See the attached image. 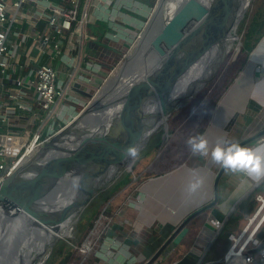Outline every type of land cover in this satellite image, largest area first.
I'll return each mask as SVG.
<instances>
[{
  "label": "water",
  "instance_id": "obj_1",
  "mask_svg": "<svg viewBox=\"0 0 264 264\" xmlns=\"http://www.w3.org/2000/svg\"><path fill=\"white\" fill-rule=\"evenodd\" d=\"M235 1H155L136 44L127 51L114 73L106 78L100 94L1 182L0 264H12L14 257L17 264L25 261L36 264V255L32 254L31 260L28 259L30 248L23 242L29 240L32 233L34 237L42 238L73 222L93 195L107 187L122 167L128 169L131 166L133 160L122 158L121 152L132 145L139 152L144 148L156 130V127L148 126L151 117L165 115L167 119L183 100L199 91L216 74L225 59L224 54L213 65L210 75L199 79L181 95L179 103L172 101L180 93V77L210 43V29L220 20L218 6L227 3L225 15L230 16ZM249 1H239V5L243 3L239 18L243 17ZM146 66L147 73L137 79V72ZM123 78L128 82L123 84L120 94L114 86ZM93 125L100 129L97 135L88 134ZM138 128L141 132L136 134ZM134 140L139 141L134 144ZM221 172L222 168L213 180L211 204L217 201L216 185ZM202 210L198 208L182 219L144 264H151L169 242L180 237L187 222ZM15 230L16 240L12 238ZM55 240L49 241L47 247Z\"/></svg>",
  "mask_w": 264,
  "mask_h": 264
},
{
  "label": "crops",
  "instance_id": "obj_2",
  "mask_svg": "<svg viewBox=\"0 0 264 264\" xmlns=\"http://www.w3.org/2000/svg\"><path fill=\"white\" fill-rule=\"evenodd\" d=\"M6 1L8 3V15H12L15 12L14 7L11 5L12 0ZM22 12H25L24 8H22ZM32 22L31 19L28 20L25 16L18 18L12 23L7 34V39L12 44L9 48L14 50L7 58V73L10 79L17 74L24 73L29 67H35L38 62L51 63L55 68L62 71L70 69L59 58L53 60L45 55L39 57L36 50H32L28 56L24 53L23 45L27 47L25 43L30 42L28 35L34 29L41 27L40 23L33 25ZM101 24L103 25V23ZM97 25L98 23L90 24L89 32L95 33L98 37ZM22 39L23 41L25 39V43L20 44ZM102 39V43L95 48L96 55L94 57L88 56L106 68L118 59L119 51L123 50V45L121 41H113L104 37V35ZM17 54H20L19 62L23 64L21 69L16 63ZM248 57L247 66L243 67L244 69L239 72L226 93L212 109V114L202 134L208 141L209 149L216 146L217 143L224 141L240 143L253 136L256 137L241 146L256 148L264 145V33ZM80 74L85 76L84 73ZM96 78L98 76H93V80ZM1 79L0 76V99L7 103L5 92L12 82L9 79L7 81H1ZM80 84H74L73 89L79 97H86L88 92H85L84 86L87 84L83 86ZM86 93L87 95H85ZM78 100L76 97V100L72 101L73 104L70 110L77 112L81 108ZM26 101L34 108V94L31 91H27ZM31 122L32 118L27 114L22 116L20 111H16L10 114L6 121L2 122L0 120V131H21L29 127ZM219 169L220 167L211 162L210 154L199 156L191 153L181 164L170 171L143 181L137 188L135 196L133 195L137 203L134 205L129 204V199L123 202L124 211L122 212L121 221H118L116 225H112L113 229L107 231V234L118 240L119 246H121L118 253L121 252L122 254L116 253L115 255H121L122 261L124 256L136 259V262L125 263L123 261L120 264H144L171 233L176 223L198 208H203L200 213L207 210V213H204V219H201L197 226L184 228L180 233V237L177 236L169 242L167 247L151 264H171V261H174L172 264H178L177 262L182 258V254H176L171 259L169 257L171 251L176 248L175 242L179 241L183 234L189 233L187 247L182 249L183 252L188 250L192 253L191 255L197 257L201 252L203 253L206 246H201L200 241L205 238L209 242L211 241L218 226L223 225H221V221L229 212L231 205L237 203L239 199L251 191L254 188L253 184L257 182L247 175L233 174L222 169L216 185L217 201L216 204H211L213 197L212 184ZM193 172L202 177L203 184L195 194L188 196L184 189ZM227 186L230 188L229 190ZM208 204L210 206L204 208ZM199 215L196 214L189 221H194L195 217ZM111 217L116 218L113 215ZM155 227L161 229L156 232ZM193 260L192 256H189L187 259L188 264H192Z\"/></svg>",
  "mask_w": 264,
  "mask_h": 264
},
{
  "label": "built area",
  "instance_id": "obj_3",
  "mask_svg": "<svg viewBox=\"0 0 264 264\" xmlns=\"http://www.w3.org/2000/svg\"><path fill=\"white\" fill-rule=\"evenodd\" d=\"M133 1L135 0L131 3ZM115 3L116 0H12L11 5L15 12L8 15L7 1L0 0V76L1 81L9 79L12 82L5 92L8 102L0 99V120L6 121L7 117L16 111H20L22 116L27 114L32 118L30 126L22 129H29V134L12 130L0 131V184L23 160L78 113L80 109L77 112L70 110L76 97L80 104L89 102V93L85 94L86 97H79L73 89L74 84H87L84 87L85 92H88L87 88H90L93 76H97L98 71H107L114 66L109 64L104 68L85 54L84 45L89 37V25L104 22L108 24L111 20L115 28L110 26L104 37L121 41V57L125 55V49L131 46L125 33H128L130 28L127 22L123 21L122 18L125 17L121 15L122 12L109 17L110 12L118 9ZM22 8L25 12H22ZM24 16L28 20L31 19L33 25L41 24L40 28L34 29L28 35L29 43H25V39L21 40L20 44L27 45H23L24 53L28 56L32 50H36L39 57L45 55L53 60L59 58L64 65H68L69 70L62 71L51 63L38 62L35 67H29L24 73L10 79L7 73V58L14 50L9 48L12 44L9 43L7 34L12 23ZM135 21L132 18L130 23L134 24ZM139 34L140 32L137 38ZM19 56L20 54H17L16 63L21 69L23 64L19 62ZM80 73H84L86 77ZM27 91L34 94V108L26 101ZM255 199L257 205L252 213L243 216L244 222L240 230L228 235L230 243L220 264H264V248L259 247L257 238L260 229L264 227V193H257ZM112 241L119 245L115 238ZM89 250L90 248L87 251ZM116 253L122 254L118 251ZM202 254L198 256L195 264H200ZM123 261L132 263L136 262V259L124 256Z\"/></svg>",
  "mask_w": 264,
  "mask_h": 264
},
{
  "label": "rangeland",
  "instance_id": "obj_4",
  "mask_svg": "<svg viewBox=\"0 0 264 264\" xmlns=\"http://www.w3.org/2000/svg\"><path fill=\"white\" fill-rule=\"evenodd\" d=\"M131 1L132 0H116V3L114 5L118 7V9L110 12L109 14V17H111L114 16V14L116 16L118 13L122 12L121 15L125 17L122 18L123 21L127 22V24L129 25L130 30H128V33H125L126 39L129 44H131V46L125 49V54L133 46V43L137 40V34L141 31L156 0H135L133 1V3H131ZM259 2L260 0H250L248 4L249 10L254 8V6L257 5ZM250 16L251 11L248 12L247 15H245V18L243 15V17L239 20L236 28L238 39L236 40V42H234L233 47L231 48L232 51H230L226 55L224 61L219 65L216 74L208 82H206V84L199 91L193 94L190 98L183 100L181 104L170 113L169 117L166 119V125H161L157 127L156 130L151 134L149 139L145 142L144 148L139 152V156L132 162V164L136 163V167L131 172V174L133 175V179H131L128 184L123 186L121 189L114 192L107 201H104L102 195L100 194L102 193L101 191L107 189V187L93 195L92 198L77 214L76 219L70 223L68 227L69 229L67 230L68 232L63 235L64 237L62 236L61 238L55 240L52 246L45 248V250L41 253L42 255L38 257V259H42L43 264H48L47 261L49 260L51 252L58 245H68L67 249L65 248L64 251H62V255L65 253L66 250H69V253H71L70 259L67 264L122 263L121 255H115L120 247L119 245L115 244L114 241H112L113 237L109 236V234H107V231L109 229H113L112 225H116L118 221H121L123 217L122 212L124 211V207H122L124 204L123 202H126V200L129 199V204L134 205L137 203L136 198H134L136 190L137 188H139V185L143 181L148 179L146 178L147 176L144 175L145 171L154 168L155 163L161 164L162 167L163 165L172 166V164L174 165V167H176L181 164L186 159V157H189L192 153L186 141L189 137H192L195 126H198L201 123L202 118L207 112V107L211 104V99L218 98L217 102L215 103L216 105L220 98L226 93L227 89L231 86L230 82L228 87L226 86L223 89L220 88L223 86V80L228 72V65L237 53L238 44H241V36L243 34V31L238 32V28L241 25L242 21L248 22ZM132 18L136 20L134 24L130 23V20ZM105 24L107 23L104 22L103 25ZM103 25L101 23H98V25L96 26L98 28L97 31L99 32L100 37H97L93 32H88L89 37L85 40L84 45V51L86 55L94 57L96 55L95 48L102 43V36L104 35V33H106L107 29L110 26H113L111 28H115V25L111 20H109L106 27L103 28ZM126 46H128V44H126ZM123 57L124 56L121 57L119 55L118 61L116 60L114 63H112L114 64L112 69L110 67L107 71H98V73H100L97 75L98 78L93 80V82L90 84V88H87V91L89 93V97L87 98V100L90 101L95 98L106 78L112 73H114L116 67H118V64L120 63ZM248 61L249 57L247 58L243 67L247 66ZM243 67L241 68V70L244 69ZM87 103V101L82 103L81 108L86 106ZM19 132L23 134H29V129H27L26 131L21 130ZM156 144H158V146L159 144L161 145L156 148L154 147ZM148 149L149 154L146 157L142 156V154ZM175 162L179 164L176 165ZM128 169H121L117 176L122 175ZM227 189L229 190L230 188L228 187ZM109 202L111 203L110 206H108ZM206 211L199 213L200 215L197 214L199 216L195 217L194 221H188L185 225V228H192L194 225L197 226V224L201 222V219H204V213H207ZM85 215L91 216V226H88L87 221L84 220L83 217ZM112 215L116 216V218H112ZM179 222H177L176 225ZM243 222V219L238 222L237 228L234 230L233 233H237L240 230ZM156 229L155 231L158 232L161 228L157 227ZM188 236L189 233L185 235L183 234L181 239L175 242V250L171 251V255L169 257L170 259L173 258V256L176 254H182L181 257L183 259H179L178 264H188L187 259L189 258V256H192V259H194L192 261V264H195L198 260V257L191 255L192 253L188 250H186L185 252H183L184 250H182L187 247L186 243L188 242ZM87 241L89 242V246H91L89 251H86L83 248L82 242ZM38 259H35L34 262H37ZM172 262L174 261H171L170 263L172 264ZM54 264L58 263L56 262Z\"/></svg>",
  "mask_w": 264,
  "mask_h": 264
},
{
  "label": "trees",
  "instance_id": "obj_5",
  "mask_svg": "<svg viewBox=\"0 0 264 264\" xmlns=\"http://www.w3.org/2000/svg\"><path fill=\"white\" fill-rule=\"evenodd\" d=\"M250 11H251V16L249 21L248 22L242 21L241 25L238 28V32L243 31V34L241 36V44L238 47L236 55L228 65V72L223 80L222 83L223 86L220 87L221 89H223L226 86L228 87L230 82L232 83V81L241 71V68L244 66L251 50L254 48L259 38L264 33V0H260V2L257 5H255L254 8H252L251 10H249L248 8L247 11L244 13V18L245 15H247L248 12ZM217 99L218 98L211 99L210 101L211 104L210 106L207 107V112L202 118L201 123L198 126H195L192 137H199L203 133L206 124L211 116V111L214 108L215 103L217 102ZM160 145L161 144H159V146ZM159 146L158 144H156L154 147L157 148ZM148 154H149V149L146 150L142 154V156L146 157ZM175 164L177 165L179 163L175 162ZM155 165L154 168L145 171L144 175L147 176L146 178L158 176L160 174H163L171 170L174 167L173 164H172L173 167L168 165H163L162 167L161 164H156V163ZM135 167H136V163L132 164L130 168L126 170L125 173H123L120 176L118 175L119 177L118 176L115 177L112 180V182L108 185L109 187L107 186V189L101 191L102 193L100 194L102 195L104 201H107L114 192L121 189L123 186L128 184V182L131 179H133V175L131 174V172L132 170H134ZM257 193H264V179L259 184H257L251 191H249L241 199L238 200V202L233 207L232 211L229 213V215L223 222V225L220 227L219 231L210 242L206 238L200 241L201 246L203 247L206 246V249L204 250L203 254L201 252L202 259L200 264L221 263V258L230 243L228 239V235L234 232V230L237 228L238 222H240L243 219V216L245 214H250L254 211L257 205V201L255 199V195ZM110 205L111 203L109 202L108 206ZM209 206L210 204L204 206V208H207ZM90 217L91 216H86V215L83 217L84 220L87 221L88 226L92 225V221L90 220ZM257 238L259 239V247L264 248V227L260 229L259 233L257 234ZM67 246L68 245H58L51 252L47 263L54 264L57 262L58 264H67V262L70 259L71 253H69V250H66L65 253L62 255V251H64L65 248L67 249Z\"/></svg>",
  "mask_w": 264,
  "mask_h": 264
},
{
  "label": "bare ground",
  "instance_id": "obj_6",
  "mask_svg": "<svg viewBox=\"0 0 264 264\" xmlns=\"http://www.w3.org/2000/svg\"><path fill=\"white\" fill-rule=\"evenodd\" d=\"M239 1L240 0H236L234 4L232 5L231 10H230L231 12L230 16L225 15L226 10L228 8L227 3L222 2L218 6V10L220 13V20L216 24V26L210 29V37H209L210 43L207 46L203 44V47L205 46V48L203 49L200 55L201 57L198 58L180 77V83H181V88L179 90L180 93L177 95V97L172 99L173 102L179 103L181 99L180 98L181 95L185 94L191 87H193L196 84V82L199 81V79H203L207 77L208 75H210L213 65L216 63L220 55L224 54L226 57V55L230 51H232L231 48L233 47L234 42H236V40L238 39V36L236 34V28H237V24L239 20L241 19L239 18L238 15H239L240 8L243 7V3L239 5ZM136 42L137 40L133 43V45L136 44ZM235 47H236V44H235ZM238 47H239V44H238ZM238 47H237V50H238ZM147 69H148V66L138 71L137 79H140L141 77H143L147 73L148 71ZM127 82L128 80H126V78H123L122 81L117 82V84L114 87L115 89H117L118 93L122 94L121 87L123 86L124 83H127ZM100 92L101 91H99L97 95H99ZM164 122H166L165 115H160L157 118L151 117L148 126L157 128L163 125ZM99 131H100L99 127L97 125H93L91 129L89 130L88 134H90L91 132V135L92 133L93 134L95 133L97 135ZM140 132H141V129L138 128L136 130V134ZM138 141L139 140H134V144L138 143ZM69 225L70 224L67 223V225L63 226L57 233L51 232L48 236H42V238H40L39 236L34 237L33 236L34 233H32V236H30L29 240L23 242L27 248H30L28 259L31 260L30 256L32 254L34 256L36 255L38 259V257L42 255L41 253L45 250V248H47L48 246L47 244L49 243V241H51L52 239L61 238L63 235H65V233L68 232L67 230L69 229L68 228ZM12 238L14 240L18 238V234L16 230L12 233ZM83 248L86 251L90 248L88 241L83 242ZM20 252L26 253L25 250H21ZM26 263L28 262L25 261L24 264ZM8 264H10V262ZM12 264H17L15 262V257L13 259ZM36 264H43L42 259L41 258L38 259Z\"/></svg>",
  "mask_w": 264,
  "mask_h": 264
},
{
  "label": "clouds",
  "instance_id": "obj_7",
  "mask_svg": "<svg viewBox=\"0 0 264 264\" xmlns=\"http://www.w3.org/2000/svg\"><path fill=\"white\" fill-rule=\"evenodd\" d=\"M186 143L193 154L199 156L210 154L211 162L228 172L241 173L256 181L264 179V145L245 148L238 143L224 141L209 149L208 141L203 136L189 137ZM121 156L135 160L139 156V149L135 145L129 146L122 150ZM202 184V177L193 172L184 191L191 196Z\"/></svg>",
  "mask_w": 264,
  "mask_h": 264
}]
</instances>
